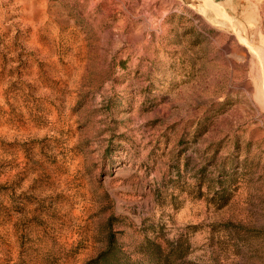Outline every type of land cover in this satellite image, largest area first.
<instances>
[{"label":"rangeland","instance_id":"rangeland-1","mask_svg":"<svg viewBox=\"0 0 264 264\" xmlns=\"http://www.w3.org/2000/svg\"><path fill=\"white\" fill-rule=\"evenodd\" d=\"M111 231L143 264H264V0H0V264Z\"/></svg>","mask_w":264,"mask_h":264},{"label":"trees","instance_id":"trees-1","mask_svg":"<svg viewBox=\"0 0 264 264\" xmlns=\"http://www.w3.org/2000/svg\"><path fill=\"white\" fill-rule=\"evenodd\" d=\"M150 245L156 246L151 241L147 240ZM143 247V246H142ZM86 264H143L142 261H133L119 245L118 239L114 232H110L108 235L107 246L98 254L97 257L89 260Z\"/></svg>","mask_w":264,"mask_h":264},{"label":"bare ground","instance_id":"bare-ground-1","mask_svg":"<svg viewBox=\"0 0 264 264\" xmlns=\"http://www.w3.org/2000/svg\"><path fill=\"white\" fill-rule=\"evenodd\" d=\"M238 28V27H237ZM261 93V92H260ZM263 94V93H262ZM262 97V95H260Z\"/></svg>","mask_w":264,"mask_h":264}]
</instances>
